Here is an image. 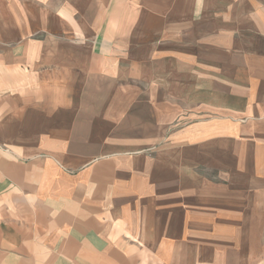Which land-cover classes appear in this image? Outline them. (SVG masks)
<instances>
[{"label":"crops","instance_id":"obj_1","mask_svg":"<svg viewBox=\"0 0 264 264\" xmlns=\"http://www.w3.org/2000/svg\"><path fill=\"white\" fill-rule=\"evenodd\" d=\"M220 263L264 264V0H0V264Z\"/></svg>","mask_w":264,"mask_h":264},{"label":"rangeland","instance_id":"obj_2","mask_svg":"<svg viewBox=\"0 0 264 264\" xmlns=\"http://www.w3.org/2000/svg\"><path fill=\"white\" fill-rule=\"evenodd\" d=\"M225 258V257H224ZM221 259H223V257L221 256ZM220 264H224V263H220Z\"/></svg>","mask_w":264,"mask_h":264}]
</instances>
